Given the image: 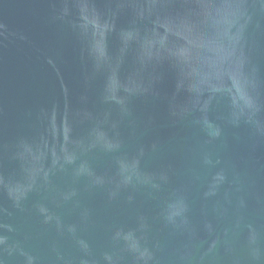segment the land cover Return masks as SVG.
I'll list each match as a JSON object with an SVG mask.
<instances>
[{
	"label": "water",
	"instance_id": "water-1",
	"mask_svg": "<svg viewBox=\"0 0 264 264\" xmlns=\"http://www.w3.org/2000/svg\"><path fill=\"white\" fill-rule=\"evenodd\" d=\"M0 264H264V0H0Z\"/></svg>",
	"mask_w": 264,
	"mask_h": 264
}]
</instances>
